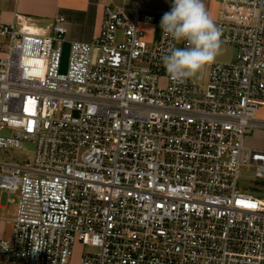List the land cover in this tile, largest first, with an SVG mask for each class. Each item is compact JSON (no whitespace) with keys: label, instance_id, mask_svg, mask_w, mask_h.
<instances>
[{"label":"built area","instance_id":"2783aa9c","mask_svg":"<svg viewBox=\"0 0 264 264\" xmlns=\"http://www.w3.org/2000/svg\"><path fill=\"white\" fill-rule=\"evenodd\" d=\"M221 46L238 50L175 83L163 57L187 47L106 7L89 42L69 38L67 17L48 30L26 16L4 22L0 150L35 144L32 163L0 162V264H264V0H217ZM69 42L67 71H61ZM83 246L78 262L75 249Z\"/></svg>","mask_w":264,"mask_h":264},{"label":"clouds","instance_id":"9594fccd","mask_svg":"<svg viewBox=\"0 0 264 264\" xmlns=\"http://www.w3.org/2000/svg\"><path fill=\"white\" fill-rule=\"evenodd\" d=\"M163 35L187 47H174L163 59L172 81L178 84L196 77L221 54V31L203 0H172L161 19Z\"/></svg>","mask_w":264,"mask_h":264},{"label":"crops","instance_id":"0c3cea01","mask_svg":"<svg viewBox=\"0 0 264 264\" xmlns=\"http://www.w3.org/2000/svg\"><path fill=\"white\" fill-rule=\"evenodd\" d=\"M139 4L142 0H0V18L13 23L17 21V15H22L51 30L55 18L63 14L68 19L69 38L89 42L101 31L106 7L122 8L133 17ZM156 30L153 25L147 38L150 43L157 39Z\"/></svg>","mask_w":264,"mask_h":264},{"label":"rangeland","instance_id":"374dc122","mask_svg":"<svg viewBox=\"0 0 264 264\" xmlns=\"http://www.w3.org/2000/svg\"><path fill=\"white\" fill-rule=\"evenodd\" d=\"M205 4V8L209 15L212 18H218L220 12V5L217 0H203ZM172 4V0H142V8L144 11H148L152 14L162 13L169 11L170 6ZM146 31L147 38H149V34L153 30L152 23H143L141 25ZM0 47L1 54L5 53V48L7 47V38L0 34ZM238 50L234 47L230 46H221V54L215 60L216 62H230L232 61L236 55ZM202 74V71L196 76ZM257 116L259 118L264 119V107L261 108L257 112ZM246 144L251 147L256 148H264V127H258L252 130L250 134L246 136ZM35 144L27 143L24 149H8V150H0V162L3 163H32L35 155ZM241 185H246L247 187H251L253 185H263L264 183L257 182L256 171L252 167H244L240 172L239 178ZM12 198L15 199V202L12 204L7 203V194L5 195V200L3 204L6 206L5 209L0 208V218L3 219H13L17 215L19 194L12 195ZM13 234L12 224L3 223L0 225V237H11ZM75 262L77 263L81 252L83 250V246L78 244L75 249Z\"/></svg>","mask_w":264,"mask_h":264},{"label":"water","instance_id":"95a60500","mask_svg":"<svg viewBox=\"0 0 264 264\" xmlns=\"http://www.w3.org/2000/svg\"><path fill=\"white\" fill-rule=\"evenodd\" d=\"M161 19H162V17L159 18L158 23H157V30H156V37L157 38L160 36V32H161ZM70 47H71V45L69 42H66L63 44L61 71L64 73L67 71V67H68Z\"/></svg>","mask_w":264,"mask_h":264}]
</instances>
